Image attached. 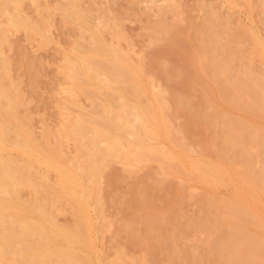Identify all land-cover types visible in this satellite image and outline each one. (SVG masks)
Instances as JSON below:
<instances>
[{
    "label": "rangeland",
    "instance_id": "rangeland-1",
    "mask_svg": "<svg viewBox=\"0 0 264 264\" xmlns=\"http://www.w3.org/2000/svg\"><path fill=\"white\" fill-rule=\"evenodd\" d=\"M72 1L25 0L22 5L25 23L14 24L6 14H0L6 38L4 42L0 40V47L8 60V75L3 81L20 96L19 115L34 131L41 148L37 156L42 161L49 155L46 149L55 144L71 159L82 156L83 161L87 157L86 150H78L81 142L63 125L72 120L81 107L90 104L80 88L86 80L70 74L69 55L75 52L76 44L92 40L91 32L81 24L78 10L71 7ZM178 1L182 4L180 19L172 12L158 16V6L165 2L163 0H80V5L84 9H99L109 20L119 23L117 27L100 25L104 38L129 50L133 58L145 59V70L161 89L172 122V127L170 120L166 122L172 138H161V146L178 150L177 141L182 133L177 129H183L185 140L195 151L189 152L190 155L216 158L211 145L213 142L224 144L228 124L222 117L204 115L208 99L189 78L184 58L178 57L176 50L182 46L192 57L193 50L202 44L214 45L223 31L228 36L218 42L221 63L231 64L233 70L244 68L249 60L246 51L252 47V42L242 30H254L264 42L263 0H249V5L245 0ZM93 13L91 11L90 15ZM210 14L217 17L213 24H206L205 18ZM98 16L92 19L96 21ZM160 20L167 24L169 31L161 27L156 31L150 29ZM176 32L181 40L178 44H175ZM251 56L255 75L264 74V49L262 55ZM93 80L97 81L90 82ZM202 81L208 83L206 74ZM210 86L215 90L214 103L222 106L225 113L237 119L253 117L250 112L225 103L214 82ZM71 100L78 101L79 105ZM261 145L263 150L264 141ZM13 153L23 156L18 150ZM228 154L232 156L233 150ZM137 163H123L115 156L101 167L98 184L75 190L84 201L83 210L91 218L90 222L83 223L76 218L72 200L47 186L46 178L57 179L56 170L35 161L30 170L36 183L44 187L36 189V195L25 188L23 196L29 198L32 205L48 203L58 226L84 229L83 233L91 240L90 247L74 243L70 247L77 252L76 257L51 253L46 261L27 260L12 254L8 260L0 258L1 264H15L14 261L19 264H99L98 260L103 264H178L179 251L186 257L183 264H195L192 254L204 251L206 245L208 248L205 243L215 232L202 223L204 211L212 209L206 198L235 194L237 187L232 176L209 185L195 174L169 167L165 171L164 162L158 156L152 155ZM70 167L76 169V165ZM42 173L49 176L44 178ZM58 242L66 245L62 238Z\"/></svg>",
    "mask_w": 264,
    "mask_h": 264
},
{
    "label": "bare ground",
    "instance_id": "bare-ground-1",
    "mask_svg": "<svg viewBox=\"0 0 264 264\" xmlns=\"http://www.w3.org/2000/svg\"><path fill=\"white\" fill-rule=\"evenodd\" d=\"M163 1L158 6V16L172 12L180 19L182 4L178 0ZM24 2L0 0V14H6L14 24L25 23ZM245 2L249 5V0ZM261 4L264 5V0ZM71 7L78 10L82 26L92 35V40L78 42L75 52L69 55L71 76L88 81L86 84L82 80L84 83L80 88L90 104L81 107L72 120L63 124L64 129L81 142L78 150L87 151L83 161L82 156L71 159L59 144L46 149L49 155L43 161L38 158L37 150L41 148L34 131L19 115L20 96L3 81L8 75V60L3 57L4 51L0 47V258L8 260L14 254L27 260L46 261L51 253L72 258L77 252L72 251L70 245L82 243L90 247L91 240L83 233L84 229L58 226L48 203L41 201L32 205L31 200L23 196L25 188L36 195V189L44 187L36 183L30 170L35 161L56 170L55 181L47 180L49 175L42 173L47 186L69 197L76 207V218L88 223L91 218L83 210L84 201L75 190L98 184L102 177L101 167L108 165L115 156L123 163L140 164L154 155L164 162L165 171L169 167L195 174L209 185L221 183L231 175L236 184L235 194L229 197L206 198L212 209L204 211L202 223L207 229L214 228L215 232L205 243L208 248L206 245L204 251L200 249L202 252L192 254L195 264H264V149L261 150L264 141V74L255 75L251 56L262 55L264 42L260 36L250 28L242 30L243 35L250 38L252 47L246 51L247 65L237 70L219 59L218 42L228 36L223 31L214 45L202 44L193 50L192 57L182 46L176 50L177 56L184 58L189 78L208 99L204 115L222 117L228 124L224 144L220 146L213 142L211 145L216 158L192 156L189 152L195 151L185 140L183 129H177L182 133L177 141L178 150L163 148L159 143L161 138H172L166 123L170 120L166 111L168 106L161 97V89L146 72L145 59H135L129 50L109 43L99 27H117L119 23L109 20L99 9L82 8L80 0H73ZM91 11H94L93 15H90ZM94 15H99L95 18L97 22L92 19ZM216 17V14L208 15L206 24H213ZM2 25L0 22V40L4 42ZM160 27L166 31L170 29L161 20L150 29L156 31ZM174 35L175 44L181 42L179 33ZM203 74L207 75V84L202 81ZM92 79L97 81L90 82ZM211 82L218 86L225 103L244 109L253 117L237 119L225 113L222 106L213 101L215 90L211 88ZM151 96L155 97L153 101ZM71 102L79 105L78 101ZM14 150L23 156L14 154ZM229 150H233L232 156L228 154ZM70 165H76V169ZM60 238L66 245L58 242ZM181 254L179 251L176 258L178 264L186 262V257ZM86 258L90 261L89 256ZM18 262L14 261L15 264ZM98 263L103 264L100 260Z\"/></svg>",
    "mask_w": 264,
    "mask_h": 264
}]
</instances>
